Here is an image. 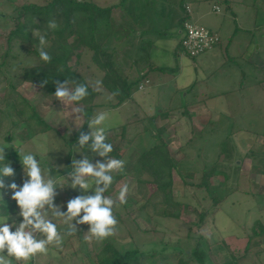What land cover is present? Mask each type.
<instances>
[{"label": "rangeland", "instance_id": "rangeland-1", "mask_svg": "<svg viewBox=\"0 0 264 264\" xmlns=\"http://www.w3.org/2000/svg\"><path fill=\"white\" fill-rule=\"evenodd\" d=\"M50 1L0 0V147L5 148V157L13 156L8 163L15 170L14 177L4 178L5 183L15 182L22 186L26 177L18 153L21 149L32 152L40 160L42 168H52L50 174L55 176L60 186L56 189L53 203L66 212L70 199L85 194L79 187L74 189L69 185L71 181L67 173L71 171L73 159L80 160L85 156L78 144L72 145L71 142L88 117L97 111H106L109 114L105 122L107 142L114 149L110 155L126 161V167L122 174L113 173L114 183L104 195L115 200L125 183L129 185L130 192L127 203L113 209L119 221L115 235L103 241H89L85 239L89 225H77L78 232L69 236L66 225L54 220L63 237L62 245H49L46 255L38 254L28 264H98V255L107 242L120 251L139 249L157 253L156 264H180L181 260V264H199L191 254L201 239V248L210 258L207 264H263L259 241L264 239V234L256 237L253 232L256 223L264 226V92L258 85L264 80V69L261 71L242 64L247 76L244 87L237 93L241 85L238 76L234 75H239L240 69L234 64L224 63L199 94L201 98L213 96L215 108L210 110L209 116H196V124H201L196 129L193 119L183 116L186 107L181 106V103L189 105L193 102V95L186 97L187 92H174L176 86L186 84L190 76H196V64L190 58H182V68L181 59L163 52V49L178 47L176 25L182 12L180 5L189 3L194 17L197 15L200 20L198 23L206 27L219 19V14L213 12L214 7L220 8L215 13L222 11L217 0H201V3L198 0H156L155 8H159V4H174L173 19H167V12L155 23L150 22L152 15L141 21L140 31L153 27L162 31L161 36L152 34L142 38L154 42L160 52H154L157 55L154 61L151 59L154 70L148 73L147 80L139 85L134 98L126 102V106L114 108L117 101L108 99L110 93L103 84L99 89H93L95 82L102 81L104 74L93 64L92 51L82 48L76 51L79 59L74 56L70 65L89 88L99 93L92 108L79 105L85 109V116L80 120H74L72 116L71 110L77 106L75 103L66 106L37 84L24 80V69L41 64V60L31 52L30 45L25 46L18 41L8 45L5 36L14 29L13 18L23 5L44 6ZM86 1L105 8L121 0ZM147 1L136 3L138 15ZM201 7L209 15L206 18H202L201 11H198ZM115 17H120L118 10ZM258 22L264 24V17H259ZM257 36H253L254 41L260 40ZM261 54L264 60V52ZM140 66L147 70L145 64ZM168 68L175 71H168ZM131 70L127 68L128 73ZM179 73H182L180 80L176 79ZM227 73L232 76L229 81H225ZM131 74L136 75V70L133 69ZM12 97L16 99L10 100ZM20 111L22 115L17 114ZM220 112L224 114L222 117L218 116ZM218 117L221 123L213 122ZM45 125L52 130L42 133ZM201 127L203 129L199 130ZM6 136L11 140H6ZM151 137H160L159 143L162 141L167 145L170 157L177 163V169L172 172L173 199L181 207L177 219L163 214V195L158 192L149 173L139 165L141 150L150 146L148 138ZM105 159L101 157L92 163L104 162ZM210 170L213 174L209 178V193L200 185L204 174ZM3 193V199L12 200L10 188L6 187ZM94 194L91 189L87 192V195ZM19 211L18 208L17 213L9 218V223L22 221ZM204 213H207L206 217L201 221ZM229 237H237L244 242L230 245ZM247 247L250 248L247 250ZM12 264L24 262L12 259Z\"/></svg>", "mask_w": 264, "mask_h": 264}, {"label": "trees", "instance_id": "trees-1", "mask_svg": "<svg viewBox=\"0 0 264 264\" xmlns=\"http://www.w3.org/2000/svg\"><path fill=\"white\" fill-rule=\"evenodd\" d=\"M138 1L121 0L118 4L105 8L86 0H52L44 6L35 4L23 5L18 9L16 17L13 18L15 22L14 29L5 33L8 45H11L14 41H18L25 46L30 45L32 48L31 52L40 59L37 51L39 46L38 35L47 33L46 39L48 43L46 51L52 57L50 63H45L40 59L41 64L25 68L23 71L24 80L30 84H37L41 90L50 95H54L57 82L62 83L67 79H75L80 83L86 84L70 63L74 56L79 59V56H76V51L81 48L89 49L93 53V64L104 74L102 79L104 88L110 94L119 90V95L114 97L117 101L114 108L131 100L139 85L147 80L148 73L154 70L150 53L155 47V43L142 38L152 34L155 36L162 35V31L158 30L157 27L140 31L141 21L152 15L150 22L155 23L158 19L164 18L167 12V19L171 20L174 14V4L157 3L160 7L155 8L157 1L148 0L145 7H142L141 14L138 15L135 7ZM186 8V4L179 6L182 12ZM117 10L120 13L118 19L115 17ZM50 20H55L59 25L55 31L47 28V22ZM186 20L183 17L178 18L177 29L180 27L182 31L183 23ZM37 30H39L38 34ZM139 37L140 39H137ZM72 40H74L73 43ZM5 58H7V55ZM141 63L145 64L144 67L147 70L144 71L141 68ZM124 64L129 70H136V75L131 74L132 70L128 73ZM160 71H163V69H160ZM44 81H47V83H43ZM72 86L74 87L75 85ZM195 86L189 87V90H193ZM98 96L99 93L89 88V95L82 102H79V105H86L92 108ZM15 99L16 97H12L10 100ZM17 114L22 115V111L17 112ZM87 120L80 130L85 133L89 131ZM153 120L151 121L153 122ZM39 121L42 120L39 119ZM50 130L52 128L45 125L44 130L41 132H49ZM80 131L75 134L71 142L72 145L77 144ZM148 137H150V133H148ZM5 139L11 140V137L6 136ZM148 139L150 146L141 150L139 165L143 171L149 173L158 192L163 195V214L177 219L180 216L181 207L174 201L172 191V172L177 169V163L170 157L167 145L162 143V141L159 143L160 137ZM82 151L85 156L89 157L91 162L101 158L92 153L87 146L82 148ZM12 157V155L6 156L5 161L9 162ZM211 174H213L212 170L206 172L200 185V187H206L209 193L211 192L209 184ZM18 208L15 201L8 198L0 200V219H5L8 216L10 218L17 213ZM206 214H202L201 221L204 220ZM262 234H264V226L256 223L253 236L259 237ZM250 242L251 240L249 244ZM201 244L202 239L191 255L199 264H207L210 258L207 251L201 248ZM249 248L247 247V250ZM156 256L157 253H149L139 249L120 251L115 249L112 243L107 242L98 255L97 262L98 264H156V261H154ZM181 263H183L182 260L180 261ZM230 264L238 263L231 262Z\"/></svg>", "mask_w": 264, "mask_h": 264}, {"label": "clouds", "instance_id": "clouds-1", "mask_svg": "<svg viewBox=\"0 0 264 264\" xmlns=\"http://www.w3.org/2000/svg\"><path fill=\"white\" fill-rule=\"evenodd\" d=\"M58 27L55 20L47 22L49 30L55 31ZM46 36L47 33L38 35L37 51L43 62L50 63L52 57L46 51L48 43ZM43 83L46 84L47 81ZM101 86L102 81L97 80L93 89L97 90ZM88 95L89 85L75 79L57 82L54 93L56 99L66 106L76 103L77 106L71 110L74 120H80L85 116V109L79 106V102ZM117 95L119 90L111 93L108 99L111 100ZM108 118V112L97 111L86 122L91 131L88 133L80 131L78 147L82 149L87 146L92 153L106 159L96 164H93L88 156L80 160L73 159L71 171L67 173L71 181L69 185L74 189L79 187L85 194L70 199L66 212H62L60 206L53 203L57 195L56 189L60 186L55 176L50 174L52 168H42L40 160L38 161L32 152L21 149L18 153L26 177L22 186L15 182L6 184L4 178L14 177L15 170L5 161V148L0 147V199L3 200V190L6 187L10 188L11 198L19 207V216L22 217L19 224L15 220L9 223V216L0 219V264H12V259L28 264L36 255H46L49 245L61 246L63 237L54 220H60L66 225V234L69 236L78 232L77 225H89L88 235L85 237L89 241L92 239L103 241L115 235L119 221L113 209L127 203L130 187L127 183L123 184L115 200L104 195L114 183L113 173L122 174L126 167V161L110 155L114 149L113 145L107 142L105 122ZM92 185L94 187H91ZM90 189L94 191V195H87Z\"/></svg>", "mask_w": 264, "mask_h": 264}, {"label": "crops", "instance_id": "crops-1", "mask_svg": "<svg viewBox=\"0 0 264 264\" xmlns=\"http://www.w3.org/2000/svg\"><path fill=\"white\" fill-rule=\"evenodd\" d=\"M199 3H201V0H198ZM218 6L221 7L222 11L219 14L220 21H212L210 23L207 29H210L212 31L218 32L221 36V44L216 47L215 49L208 51L203 54L200 58L197 59H190L192 60L196 65L194 68L196 69V76L192 78L190 76V80L186 84H180V86H176L175 93L177 92H187L186 97L193 95V102H191L189 105L181 103V106L184 108L183 116H187L190 119H193L195 122V128L198 129L199 125L196 124L195 121L196 116H204V115H210L211 109L215 108V103L213 104V96H207V97H200L199 94H202V88L203 86H207L212 79L213 75L221 69L224 63L234 64L237 68H239V75L237 73L234 75L235 77L238 76V79L240 80V87L237 89L240 91L242 87H244V81L247 76V73L241 68V65H249L252 68H256L259 70L264 69V60L261 52H264V24L259 23L258 19L259 17H264V0H217ZM220 4V5H219ZM187 7L191 8L190 4H186ZM216 6V5H215ZM214 7V6H213ZM204 9L201 7L200 15L202 18H206L208 13L203 11ZM194 10H191L190 14H188L187 9L183 12H181L179 19L181 17L186 18L187 20L192 21L195 24L200 25L198 22L200 21L199 18H197V15L194 17ZM199 13V12H198ZM221 17V19H220ZM202 26V25H200ZM204 27V26H203ZM205 27V28H206ZM176 39L178 40V47L179 42L182 37V32L180 27H178L176 32ZM254 35H258L257 37H260L259 39H256L254 41ZM259 43L261 45H259ZM257 45V48H256ZM178 47L170 48L169 50L163 49L164 53H169L172 55V58L181 59L180 67H184V59L182 58H188L184 57ZM178 50V51H177ZM160 52L158 46L156 45L155 48H153L151 52V59L154 61V57H157V55H154V52ZM177 53V54H176ZM168 71H175L174 68H168ZM214 69V70H213ZM225 81H229L232 79L231 74H225ZM182 78V73H179L176 79L180 80ZM157 85V84H156ZM196 85L193 90H189V87ZM260 88L264 92V80L261 81V83L258 84ZM261 97V96H260ZM134 98V97H133ZM217 99V98H215ZM264 105V104H263ZM124 106V105H123ZM122 106V107H123ZM126 106V104H125ZM264 109V106H263ZM224 115L223 113H219L218 116L222 117ZM231 118L233 117V114L230 112ZM216 119L215 123H221L220 118ZM230 123V122H229ZM264 123V121H263ZM203 127H201L199 130H202ZM264 131V129L262 130ZM228 244L235 243H243L241 239H237V237H229ZM258 243V242H257ZM259 243L262 246L261 250V259L264 264V239ZM213 244V243H211ZM248 244V242H247ZM246 245V244H245ZM263 255V256H262ZM222 264V263H221ZM223 264H230V263H223Z\"/></svg>", "mask_w": 264, "mask_h": 264}, {"label": "built area", "instance_id": "built-area-1", "mask_svg": "<svg viewBox=\"0 0 264 264\" xmlns=\"http://www.w3.org/2000/svg\"><path fill=\"white\" fill-rule=\"evenodd\" d=\"M188 14L191 9L186 8ZM214 12H219V7L213 8ZM182 37L180 40V53L184 57L196 59L208 51H211L221 44V36L218 32L207 29L203 26L186 20L183 23Z\"/></svg>", "mask_w": 264, "mask_h": 264}]
</instances>
